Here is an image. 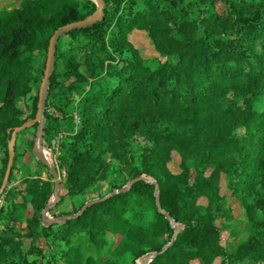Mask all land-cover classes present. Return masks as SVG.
<instances>
[{"label": "trees", "instance_id": "trees-1", "mask_svg": "<svg viewBox=\"0 0 264 264\" xmlns=\"http://www.w3.org/2000/svg\"><path fill=\"white\" fill-rule=\"evenodd\" d=\"M96 9L92 0H21L0 10V184L12 130L36 115L51 35ZM179 17L161 0H105L102 20L58 38L42 134L60 179L49 212L109 172L123 181L106 194L140 180L44 224L54 182L33 156L32 132L22 153L14 145L0 194V264H140L151 253L148 264H264V0H182ZM135 29L155 56L130 39ZM32 160L40 169L30 171ZM151 181L181 226L164 251L174 229ZM241 214L250 231L230 250L216 221Z\"/></svg>", "mask_w": 264, "mask_h": 264}, {"label": "water", "instance_id": "water-1", "mask_svg": "<svg viewBox=\"0 0 264 264\" xmlns=\"http://www.w3.org/2000/svg\"><path fill=\"white\" fill-rule=\"evenodd\" d=\"M92 1L97 6V9L92 16H90L86 19H82V20H78V21L69 22L67 24H64V25L58 27L53 32V34L51 35V37L49 39L48 49H47L45 66H44V71H43V77L41 79V84H40V87L38 90L36 115L31 122H24L22 125L15 127L12 130L11 137H10V140H9L8 146H7L8 159H7L5 172H4L1 184H0V194L2 193V191L4 190V188L6 186V183H7L8 177H9V173H10V170H11V167L13 164L16 133L23 130V129L28 128L29 126H31L35 123H37V140L38 141L36 140L37 142H35L32 153H33V156L36 160H38L41 164L48 167V171H49V173L52 177V180L54 182L52 200L48 205L45 206V208L43 209V211L41 213V221L44 224L61 223V222L65 221L66 219L77 217L85 209L94 205L95 203L105 201L108 197H110L116 193L128 191L134 182L140 180V178H135V179L131 180L127 185L123 186L120 189H118V188L113 189L108 194H106L102 197L94 198V199H91V200L85 202L83 204V206L81 207V209L79 210V212L76 214H67V215H63L59 218H51L48 216L49 210L56 205V203L59 201V198H60L59 193H58L59 184H60L59 173H58L57 169L45 158V155L43 154V145H42L45 101H46V97H47V88L49 85V80H50V77L52 74V69H53L54 62H55L56 43H57L58 38H60L63 34L69 32L71 30H74V29L85 28L87 26L94 24L97 21L102 20V18L104 17L105 0H92ZM144 180H147V179L144 178ZM151 183L155 185L154 195L156 197L158 211L161 214H164L165 218L168 219L170 226L174 229V234L171 238V241L166 246H164L161 250V251H164L166 249V247L174 241L176 235L181 230V226L178 224H175L173 222V220L170 218L169 214L163 211V209L161 208V206L159 204V195H158V191H157L158 186H157L155 181H151ZM156 254L157 253L146 254L140 264H148L156 256Z\"/></svg>", "mask_w": 264, "mask_h": 264}, {"label": "rangeland", "instance_id": "rangeland-1", "mask_svg": "<svg viewBox=\"0 0 264 264\" xmlns=\"http://www.w3.org/2000/svg\"><path fill=\"white\" fill-rule=\"evenodd\" d=\"M21 0H0V10L3 9H8V8H13L19 5ZM247 2H257L259 0H245ZM161 2H164L167 6H169L174 12H176L178 14V17L181 16V5H182V0H161ZM202 8H205L206 11L210 12L211 11V6L210 5H206L203 6ZM180 19H182L181 17H179ZM63 39L66 40V42L68 41L67 37H63ZM130 39L133 41V43L136 46L142 47L145 50V55L147 57H152L155 56L156 54L153 51L152 46L149 44L148 42V38L146 36V34L143 31H140L138 29L133 30L132 34H130ZM83 53V49H75L74 50V56L79 59L81 58V54ZM42 61H39V65H41ZM23 103V101L19 100L18 104L21 105ZM30 130H28L27 132H24V130H21L19 132L16 133V141L15 144L18 148V152L22 153V149H23V143L28 140L29 138H31V133L32 132H36L37 130H35V128H33V125L29 126ZM28 127V128H29ZM38 141V140H37ZM36 141V142H37ZM43 150H45L47 152V154L49 155V159H50V163L56 168L55 166V158L54 155H52L51 151L49 148L43 147ZM135 152H137V147H135ZM2 157V153L0 152V158ZM27 160V153H24V155H22V158L20 159L18 166L22 165V162ZM178 159L176 157H174L173 162L171 163L170 167L172 169L176 168ZM29 168L30 171H34L36 169H40V167H38L36 165L35 161H30L29 162ZM20 172H18L16 174V183L18 184V180L20 179ZM43 178H46L47 173L45 171H42V175ZM123 181V175L121 174V172H109L107 174V179L105 180H101L100 182H97L95 184H93V186L88 189L87 191H85L83 194H81L79 197L74 198V200L66 198L63 200L62 204H60L58 207H56L54 209L53 212H49L48 216L51 218H59L61 216H63V214H65L66 212H71L73 210V205H77L82 201H89L91 199L100 197L101 195H105L108 190L111 187V184H121ZM100 195V196H99ZM52 199V197H51ZM231 208L236 212L237 211V204L236 202L232 201L231 203ZM30 212V209H29ZM28 215V211L24 212V217H26ZM216 224L220 227L221 229V234L222 236L225 238L226 243H227V247L228 249H232V246L235 245L240 239H242L243 237H245L250 229L246 228L245 226V220L243 215L241 214L236 220H221V221H216ZM1 228V225H0Z\"/></svg>", "mask_w": 264, "mask_h": 264}, {"label": "bare ground", "instance_id": "bare-ground-1", "mask_svg": "<svg viewBox=\"0 0 264 264\" xmlns=\"http://www.w3.org/2000/svg\"><path fill=\"white\" fill-rule=\"evenodd\" d=\"M43 154H44V150H43ZM46 158V157H45ZM47 159V158H46ZM48 160V159H47ZM49 161V160H48Z\"/></svg>", "mask_w": 264, "mask_h": 264}]
</instances>
